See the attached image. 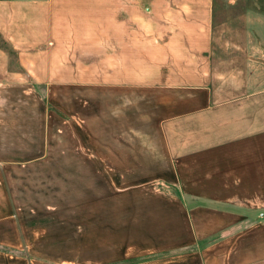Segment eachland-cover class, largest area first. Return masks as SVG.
I'll list each match as a JSON object with an SVG mask.
<instances>
[{"label":"crops","instance_id":"obj_1","mask_svg":"<svg viewBox=\"0 0 264 264\" xmlns=\"http://www.w3.org/2000/svg\"><path fill=\"white\" fill-rule=\"evenodd\" d=\"M0 38L3 89L27 76L203 98L159 119L188 243L151 263L264 264V0H0Z\"/></svg>","mask_w":264,"mask_h":264},{"label":"rangeland","instance_id":"obj_2","mask_svg":"<svg viewBox=\"0 0 264 264\" xmlns=\"http://www.w3.org/2000/svg\"><path fill=\"white\" fill-rule=\"evenodd\" d=\"M130 89L27 76L0 88V264H152L188 243L158 125L204 99Z\"/></svg>","mask_w":264,"mask_h":264},{"label":"trees","instance_id":"obj_3","mask_svg":"<svg viewBox=\"0 0 264 264\" xmlns=\"http://www.w3.org/2000/svg\"><path fill=\"white\" fill-rule=\"evenodd\" d=\"M0 44L2 45V47L4 46L3 41L1 40V38H0Z\"/></svg>","mask_w":264,"mask_h":264}]
</instances>
